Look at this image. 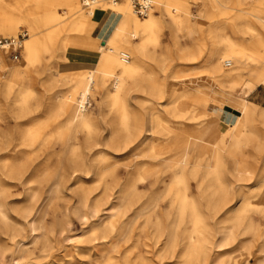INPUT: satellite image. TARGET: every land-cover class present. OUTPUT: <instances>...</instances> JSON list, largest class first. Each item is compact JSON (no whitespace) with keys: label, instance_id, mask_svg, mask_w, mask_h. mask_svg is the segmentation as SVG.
I'll return each instance as SVG.
<instances>
[{"label":"bare ground","instance_id":"obj_1","mask_svg":"<svg viewBox=\"0 0 264 264\" xmlns=\"http://www.w3.org/2000/svg\"><path fill=\"white\" fill-rule=\"evenodd\" d=\"M3 1L14 6V0ZM72 1H68L66 15L59 14L55 7L44 12L36 3L27 19L18 21V26L25 22L32 31L25 40L20 62L15 63L0 51V117L5 110L3 97L14 105L12 116L17 120L38 107H33L31 100L36 94L33 71L42 73L41 53L62 49L65 55L70 34L83 32L88 20L104 15L96 26L104 37L97 47L94 66L62 69L70 89L55 108L45 109V120H30L21 138L14 136L16 128L0 124V222L10 231V248L16 254L13 259L30 260L35 248L50 255L53 232L63 234L69 225L68 220L58 217L48 223L46 210L37 205L36 188L49 184L55 193L69 187L72 210L87 224L85 241L92 245L85 247L90 264H151L146 255L149 252L159 263L177 255L176 264H264V228L249 217L253 211L264 214V106L252 108L244 99L245 86L253 88L264 83V0L238 9L239 33L235 36L227 31L226 22L217 21L208 27L213 47L208 56L210 71L220 78L230 77L237 84H242L245 72L249 78L243 88L228 90L221 101L203 84L186 77L187 73L172 72L173 77L183 78L155 84L147 67V60L162 54H155L162 48V29L169 32L176 47L186 46L182 38L204 31L209 19L207 0H201L203 11L193 12L189 0H152L153 6L143 20L130 0H80L84 8ZM212 2L226 6L225 0ZM154 6L158 12L153 11ZM9 22L15 27L14 16ZM43 26L49 29L38 35L36 30ZM200 44H204L201 39ZM135 88H141L160 104V108L150 109L146 122L131 113L127 104ZM91 95L100 96L98 113L86 107ZM212 105H222L223 115H212ZM106 112L116 118L109 133V127L105 128L107 135L101 131L106 124L102 122V127L98 121V116L104 117ZM202 115L208 117L198 121ZM257 119L262 127L255 124ZM139 146L141 149L134 152ZM248 146L252 162L243 157ZM104 147L133 152L134 157L140 155L143 159L126 163L122 176L118 161L105 157ZM223 151L234 156L232 169L223 165ZM192 177L198 179L201 198L190 194ZM5 179L31 189L26 194L28 200L10 206L5 198ZM141 183L147 185L146 189H140ZM162 198L168 199V206L160 213ZM229 202L232 226L225 229L220 221L211 220ZM11 209L18 219L10 216ZM240 227L253 234L256 249L245 240L241 253L224 257L223 250L236 239ZM25 228L32 236L31 246L26 243L27 237L19 234ZM142 230L150 231L147 237L151 244L146 243L149 252L117 245L116 240L122 236L139 240ZM77 262L83 260L74 259L71 253L70 258L60 259L57 264Z\"/></svg>","mask_w":264,"mask_h":264},{"label":"rangeland","instance_id":"obj_2","mask_svg":"<svg viewBox=\"0 0 264 264\" xmlns=\"http://www.w3.org/2000/svg\"><path fill=\"white\" fill-rule=\"evenodd\" d=\"M68 1L67 0H54L53 3L50 2L51 6L48 5L49 3H44L43 0H40L39 3L41 4L44 12H50L53 10L52 7H55L56 10L59 12V14L61 13L63 15H66L69 11ZM227 1H229L230 3L229 2L227 3ZM253 1H256V0H243V1L241 0L239 3H237L236 0H225L226 6L222 7L219 4L217 6L216 3L212 2V0H207L205 11L209 14V19H208V22H207V25L204 31L202 32L203 35L202 33H197L194 35H190L189 38H186V39L182 38L181 42L182 44H186L185 47L174 46L171 42L169 32L166 29H162L161 35H160L162 48H159L157 52H155V54L157 55L160 53L162 54H160L156 59H153L151 61L147 60L148 62L147 67L152 72V78H151L152 82L154 81V83L156 84V82L159 83V82L165 81V79L171 80V78L172 79H182L183 78V77H178V78L173 77L172 72H178V74L180 73V75L182 73L184 74L187 73L188 76L186 77L195 79L200 84H203L206 87V90L213 93L218 101L224 100L227 97L228 90L230 89L238 90V89L243 88L246 84H248L249 78H248L247 72H245L244 76L242 77V80H241L242 84H237V83H234L230 77L220 78L216 74L210 71V68L208 66V56L210 52H212L213 47H212L211 39L208 34V27L209 25L215 24V22L217 21L224 22V23L226 22L227 31L231 35L235 36L236 34L239 33L237 30L238 28L237 23L239 22L240 11L238 9L250 7ZM72 2H75L76 7L77 5L83 8L85 7V6H82V4L80 5V0H73ZM188 2H189L190 11L193 12V11H199V10L203 11L204 10V5L201 3V0H197V2H194L193 0H189ZM222 10L226 11V15L225 14L221 15ZM153 11L158 12L155 6H154ZM243 11L244 10H242V12ZM30 12L31 11L21 13L22 17H20L19 20L22 21L24 19H27L26 15H28ZM100 12L102 13V11ZM98 15L99 14H97V17H99ZM137 16L143 20V18H145L147 15L139 16L137 13ZM93 19L94 18H91L90 20H93ZM90 20L87 21L88 23L87 27L91 25ZM28 26L29 25L24 22V24L21 25V29L18 32H16L17 31L16 28L13 27V30L7 33L3 37V38L17 37L20 33H24V32H26L27 34L22 41V46L19 49L20 53L17 58H14L12 54L10 53V51L13 48L12 46H8L6 49L0 48V51L5 53L8 56V58L9 57L12 58L15 63L20 62L23 58V54H24L23 49H24L25 40L30 37L31 35L30 33L32 32L30 27ZM48 29H49L48 27L46 28L43 26L37 29L36 31H37V34L40 35V34H43V32H46ZM262 31L264 33V29ZM73 33H79V32H73ZM200 39L204 42L203 45L200 44ZM52 51H53L52 53L43 52L40 55L39 69L42 70V73L39 75L35 71H33V76H34L33 86L35 88L36 94L34 98L31 100V104L33 107L34 106L35 107L38 106V107H36L31 112L30 115H27L23 118L16 120L14 115L12 116V112L13 110H15L14 105L11 103V101H9L8 103V102H5L3 97L1 98V103H3V106H4L3 109L5 110H2L3 114L1 113V115H3L4 117L3 116L0 117L1 118L0 124L7 125V127L8 128L10 127L11 129L16 128L17 130L14 132V136H16V138L22 137L23 132H25V130L27 129V126H29L30 123L45 120V116H46L45 109L48 110L50 108H55L56 105L59 103L63 94H65L70 89L69 88L70 84L65 80L64 76L61 74L62 69H72V68H80V67L88 68V67H93L95 63V62H92V63L70 64L68 63V60L65 57L66 55H64V51H62V49L61 50L54 49ZM149 65H151L153 69H151V67L149 68ZM2 74H3V71H1L0 69V80L2 78ZM245 87L247 90L244 94L245 101H248L250 107L252 108H258V109L262 108L264 106V83L258 84L253 88H249L247 86ZM134 90L130 92L127 98V104L129 105V109L131 113H135L140 118V120L146 122L150 115L149 114L150 109L152 111L154 106H157L158 108H160V104L159 105L156 104L154 102L155 99L151 98V96H149L144 91H142L141 88L140 89L135 88ZM139 96L142 97V101H141V97ZM145 96H147L146 97L147 99L145 98ZM89 99H90L89 103H86V107L89 110H94L98 113L99 109L97 107V103L100 100V96L97 95L96 97H94L91 95ZM150 100H152L153 102ZM138 103L140 104L139 106H138ZM146 105L147 107H145ZM139 109L140 110L142 109L144 111L142 110L140 111ZM103 110L107 111L108 107L104 106ZM209 110L212 115L219 116V115H223V110H225V108L222 105H219V106L212 105L210 106ZM162 112L165 113V110ZM206 117L208 116L202 115L199 117L198 121H204ZM98 119L102 127L104 124H106L104 125L101 131H102V134L107 135L110 132L109 126L111 122L116 121L114 114L109 112L105 114L104 117L101 116L100 114V116H98ZM30 120H33V121L30 122ZM190 121H193V120L191 119L187 122H190ZM255 124L258 125L259 127L260 126L262 127V123L260 119H257ZM105 128H108L107 129L108 133H106L107 130ZM140 146L134 152H138L142 147ZM55 147L56 149H59L57 145ZM248 147L249 149H247L246 154H243L244 156L243 155L242 156L245 157V159L247 158L248 161L251 159L250 162H252V156L250 153L251 147L250 146ZM93 151L95 152V150ZM104 153H105V157L111 160L118 161V167L120 166L118 168L120 169L119 173L122 176L125 175L124 169H125L126 163L137 161V159H143V157L140 155H137V157L135 156L136 157L135 158L133 152L132 153L129 151L125 152L123 150H119V152H117L114 150V148L112 149L110 147H104ZM226 153L225 151H223L222 153V156H224L223 165H225L227 168L232 169L233 167L232 165H234L235 163V158L234 156L232 157V155H230L229 153L227 154ZM225 159L227 162L225 161ZM169 177L170 176H168L167 174L165 178H167L168 180ZM7 180L8 179L4 180L5 182L4 188L6 189V187L8 186L7 189L5 190L6 191L5 198L10 206L16 203L25 202L26 200H28L27 197L29 195H26V194L29 192H32L31 189L27 190L26 189L27 187L25 185H23L22 183L16 180H11V179L9 181ZM197 182H198V179L194 177H192L189 180L190 194L198 198H201L203 195L198 189ZM146 187L147 185L145 183L140 184L141 190L146 189ZM50 189L51 188H49V184L43 186V188H39V187L36 188V191L39 193L38 197H36L37 205H39V207L43 206L44 209L46 210L45 216H46L47 222L52 223L54 218L56 217L61 218L65 221L66 220L69 221V225L66 231L63 232V234L55 233V231L53 232L54 237L53 236L52 237L54 240L53 241L54 247L52 248V251H51L52 253L47 256L46 252H42L41 250H39V248H35L34 249L35 253L33 255V258H30V260L24 259V258L19 259V260L13 259L16 254L13 253V250L10 248V244H11L10 242L11 239L9 238L10 231L6 229V227H4L3 224H1L0 222V235L2 234L0 236L1 237L0 238V246H1L0 264H48V262H51V261H52L51 262L52 264H57V262H59L60 259L70 258L71 253L73 254L74 259L83 260L82 263L77 262V264H90V260L86 258L88 254V251H87L88 249L86 247H90L92 245L91 243H87L85 241L87 237L86 236L87 234L85 233V230L87 229V224L85 222L83 223V220L80 218V216L74 213L72 210V206L74 204L71 201L73 199L71 197L69 187L65 186L60 189V192H56V193L50 191ZM115 190L117 191V188H115L114 191ZM204 203L205 201H202L203 207H205ZM66 204L69 207H65ZM231 205H232V202H229L228 204H225L221 209H219L218 213L211 220V222L215 223L216 220L217 222L220 221V224L225 226V229H229L232 226V218H231L232 212L230 210ZM167 206H168V199L162 198L160 201L159 208H158L160 213L163 212ZM12 210L14 209H11L10 216H12L15 219H18L16 211L13 212ZM249 217L255 220L256 222H258L261 225V227L264 228V214H260L257 211H253L249 214ZM239 229H241V227ZM149 232L150 231L148 230H142L139 235V240H135V239L126 240L125 236L119 237V239L116 240L117 245H119L120 247H128V249H132L133 247H135L136 250H141L143 253H146L149 249V246H147L146 243L151 244V241L147 237V234ZM19 234H21V236L23 237L25 236L27 237L26 238L27 241L26 240L25 241L28 244V246L32 245V242H31L32 236L29 234V231L27 228L21 229ZM245 240H246V243L248 242V244L252 245L253 250L256 249L255 247L256 241H255V237L253 236V234L243 232V230L241 229L237 231L236 239L231 241L230 245L227 246L225 250H223L224 252L222 253L223 256L224 257L228 256L231 253H238V254L241 253V251L243 250L241 245L243 244V242H245ZM4 243L5 244L7 243L6 244L7 247L6 245L5 247L3 246ZM146 255L151 259V262H150L151 264H176L175 262L178 261L177 255L176 257L174 256V257L168 258L161 263H159V261L156 259V257L154 256L152 252L146 253ZM250 261L253 262V258H250ZM73 263L75 262L73 261Z\"/></svg>","mask_w":264,"mask_h":264},{"label":"crops","instance_id":"obj_3","mask_svg":"<svg viewBox=\"0 0 264 264\" xmlns=\"http://www.w3.org/2000/svg\"><path fill=\"white\" fill-rule=\"evenodd\" d=\"M38 1L40 2V0H14V6L9 7L5 1L0 0V38H3L7 33L13 30L9 20L12 16H14V14L16 16V18L14 16L15 28L17 30L16 32H18L21 29V26H18V21L20 17H22L21 13L31 11L33 6L36 3H39ZM43 1L44 3H49V6H51L50 2H54V0ZM103 18L104 15L94 18L93 20H90V27H86L83 32L70 34L68 46L65 49V55L68 63L80 64L95 62V59L98 56V44L102 42L104 37L101 32H98L96 26L103 20ZM10 53L12 54L11 51Z\"/></svg>","mask_w":264,"mask_h":264},{"label":"built area","instance_id":"obj_4","mask_svg":"<svg viewBox=\"0 0 264 264\" xmlns=\"http://www.w3.org/2000/svg\"><path fill=\"white\" fill-rule=\"evenodd\" d=\"M112 2L118 1V0H110ZM134 10L136 13H138L139 16H146L148 12L151 10L153 6L152 0H130ZM26 32L20 33L17 37H6V38H0V48L10 44L12 46V56L14 58H17L19 56V49L22 46V41L26 36Z\"/></svg>","mask_w":264,"mask_h":264}]
</instances>
